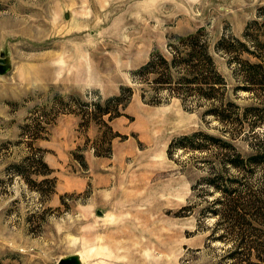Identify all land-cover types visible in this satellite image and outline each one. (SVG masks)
I'll return each mask as SVG.
<instances>
[{"label":"rangeland","instance_id":"obj_1","mask_svg":"<svg viewBox=\"0 0 264 264\" xmlns=\"http://www.w3.org/2000/svg\"><path fill=\"white\" fill-rule=\"evenodd\" d=\"M199 29L228 97L255 103L217 44L263 34L264 0H0V264H264V224L219 202L260 178L237 179L232 150L203 135L169 155L180 136L222 135L210 101L134 74ZM249 47L243 58L264 57ZM121 86L129 103L101 114Z\"/></svg>","mask_w":264,"mask_h":264},{"label":"trees","instance_id":"obj_2","mask_svg":"<svg viewBox=\"0 0 264 264\" xmlns=\"http://www.w3.org/2000/svg\"><path fill=\"white\" fill-rule=\"evenodd\" d=\"M251 42L264 46V32L258 36H251L247 29L244 39L234 36L222 37L217 44V49L231 55V62L237 66L235 73L238 75L239 85L236 90L247 91L255 99V103L241 105L228 97L226 78L219 71L211 53L210 41L201 29L176 36L168 45L169 57L159 51L153 52L147 63L137 69L134 74L146 79L154 75L151 82L157 84L159 89H165L168 96H180L181 93L178 90L184 86L188 90L192 87L196 95L210 101V108L205 113L217 117L223 125L222 135L214 137L197 131L180 136L170 143L169 155L172 157L173 150L177 148H194L195 140L202 135L214 140L215 144L221 143L228 150H232L230 159L225 161L224 165H230L239 170V176L236 178H241L242 169H250L252 174L258 176L260 180L256 187L250 188L240 183L243 188L239 185L232 196H227L228 188L222 189L223 199L219 202L233 210L251 213L249 215L253 219H259L261 224H264V57L252 61L241 56L244 52L254 54L249 47ZM133 94L132 87L121 86L118 94L107 98L99 106L102 108L101 114L111 112H116L114 115L119 114L121 106L128 104ZM142 97L146 98L144 94ZM155 98L150 101L158 103L166 100L163 97ZM228 138L246 141L250 152L243 153ZM40 160H43L42 157ZM215 214L224 220L220 208L215 209Z\"/></svg>","mask_w":264,"mask_h":264},{"label":"water","instance_id":"obj_3","mask_svg":"<svg viewBox=\"0 0 264 264\" xmlns=\"http://www.w3.org/2000/svg\"><path fill=\"white\" fill-rule=\"evenodd\" d=\"M5 53H1L0 58V73L4 74L9 70V64L7 59L4 58ZM56 264H83L82 257L80 254H70L64 257H61Z\"/></svg>","mask_w":264,"mask_h":264}]
</instances>
